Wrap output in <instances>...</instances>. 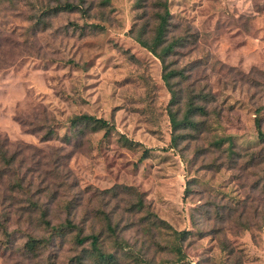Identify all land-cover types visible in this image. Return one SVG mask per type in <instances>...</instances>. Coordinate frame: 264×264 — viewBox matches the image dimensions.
<instances>
[{
  "label": "rangeland",
  "instance_id": "374dc122",
  "mask_svg": "<svg viewBox=\"0 0 264 264\" xmlns=\"http://www.w3.org/2000/svg\"><path fill=\"white\" fill-rule=\"evenodd\" d=\"M156 1L0 0V137L26 190L0 184V264H264V0H166L177 107L136 41ZM197 94L201 127L174 132Z\"/></svg>",
  "mask_w": 264,
  "mask_h": 264
},
{
  "label": "trees",
  "instance_id": "16d2710c",
  "mask_svg": "<svg viewBox=\"0 0 264 264\" xmlns=\"http://www.w3.org/2000/svg\"><path fill=\"white\" fill-rule=\"evenodd\" d=\"M110 0H99L100 5L106 6L108 5ZM153 7L156 9L155 13L153 14V18L156 22V26L154 29V32L152 36L147 40L143 39V35H145L144 30L138 31L137 36H136V41L145 49H147L152 55H154L157 59L160 60L163 66V74H162V79L164 83L167 85L170 93H171V102H172V107H177V105L180 106L182 105V100L181 98L177 96V94L171 90V84L170 80L176 75L174 70H169L168 65L166 63V58L169 56L171 53L173 47L180 42L181 38H176V40L168 41L166 40L168 28L172 25L171 23V16L168 11L167 7V1L166 0H157ZM78 9H82L80 4H72V3H65L63 5H59L56 8H53L51 11L53 13H56L60 10H67V11H79ZM82 13H85V10H82ZM205 100V95L197 94L195 96L190 95L185 102H183L184 105V114L182 118L177 119V113L178 109L173 110V108L169 109V120L171 127L174 132L178 131L179 127L182 129H186V127H190L191 129H195L197 131L201 127V122L198 120L199 118H202L203 116L206 115L205 110L203 109L202 106L198 105V102L196 100ZM180 100V101H179ZM179 101V102H178ZM175 109V108H174ZM79 123H83L85 125H90L93 130H105L107 131V123L103 121L102 119H97L92 116L88 115H79L75 116L71 119V125L76 126ZM255 126L258 128V138L262 141L264 139V133H261L260 130V121L255 120ZM188 129V128H187ZM52 131L48 130L46 132V136H43V139H47L50 137ZM180 137L178 136H173L172 140L175 143L176 139ZM232 143L229 144L228 148L232 147ZM12 144L8 142L6 138H1L0 137V184L2 183H8L9 188L7 191L8 192V197H3L1 201H8L9 198L14 197L15 192L17 193H25L26 190L24 189L23 185V180L19 178L18 176V167L17 165V158H18V152L15 151L13 148H11ZM233 149V148H231ZM232 151V150H231ZM234 151V150H233ZM28 195V194H27ZM28 206L31 208H36L37 206L35 203H32L31 201H28ZM138 209L141 211L144 209V205L142 203V200H138ZM41 215H44L43 213ZM159 223H163L159 220ZM43 225L46 227L49 226L48 222L43 221ZM154 225H156L154 223ZM75 227L73 224L70 222L65 223L64 225H60L58 227H54L51 229L54 232V236L60 235L64 230L71 231ZM107 230L110 232H113L114 227L110 224H106ZM176 235H179V232L174 231L173 232ZM90 240V247L93 250H98L96 246L97 242V237L94 235H91L87 238H82L79 239L77 237L74 238V242L76 245H81L85 241ZM38 240H35L33 238H28L27 242L24 245V248L27 251L33 252L34 249L37 247ZM44 244L41 243V246L43 247ZM100 257H103L102 254H100ZM76 264H82L79 260L76 262Z\"/></svg>",
  "mask_w": 264,
  "mask_h": 264
}]
</instances>
